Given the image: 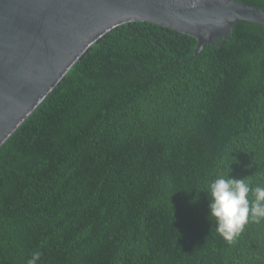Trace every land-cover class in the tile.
Returning a JSON list of instances; mask_svg holds the SVG:
<instances>
[{"label": "trees", "instance_id": "obj_1", "mask_svg": "<svg viewBox=\"0 0 264 264\" xmlns=\"http://www.w3.org/2000/svg\"><path fill=\"white\" fill-rule=\"evenodd\" d=\"M196 47L133 21L73 65L0 146V264H264V219L226 240L204 192L264 184V29Z\"/></svg>", "mask_w": 264, "mask_h": 264}, {"label": "water", "instance_id": "obj_2", "mask_svg": "<svg viewBox=\"0 0 264 264\" xmlns=\"http://www.w3.org/2000/svg\"><path fill=\"white\" fill-rule=\"evenodd\" d=\"M133 21L195 37L198 55L236 22L264 29V9L238 0H0V146L94 43Z\"/></svg>", "mask_w": 264, "mask_h": 264}, {"label": "clouds", "instance_id": "obj_3", "mask_svg": "<svg viewBox=\"0 0 264 264\" xmlns=\"http://www.w3.org/2000/svg\"><path fill=\"white\" fill-rule=\"evenodd\" d=\"M204 192L210 197L209 219L215 221L217 233L226 240H233L250 220L264 219V184L252 187L245 178L221 176L212 180ZM39 258L40 253H34L27 264H37Z\"/></svg>", "mask_w": 264, "mask_h": 264}]
</instances>
